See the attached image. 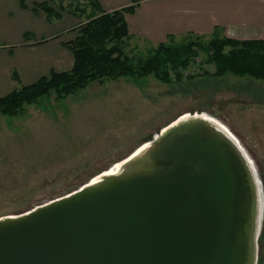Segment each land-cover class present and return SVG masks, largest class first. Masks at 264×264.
Returning <instances> with one entry per match:
<instances>
[{
	"label": "water",
	"instance_id": "obj_1",
	"mask_svg": "<svg viewBox=\"0 0 264 264\" xmlns=\"http://www.w3.org/2000/svg\"><path fill=\"white\" fill-rule=\"evenodd\" d=\"M213 118L184 113L78 189L0 218V264H257L260 180Z\"/></svg>",
	"mask_w": 264,
	"mask_h": 264
},
{
	"label": "rangeland",
	"instance_id": "obj_2",
	"mask_svg": "<svg viewBox=\"0 0 264 264\" xmlns=\"http://www.w3.org/2000/svg\"><path fill=\"white\" fill-rule=\"evenodd\" d=\"M70 2L72 9L83 12L63 14L68 18L60 24L85 20L86 1L64 4ZM194 38L171 42L173 47L192 42L205 46L214 37ZM158 44L129 38L123 41V52L137 65ZM193 50L197 56L185 68H168L169 82L153 75L91 82L65 99L57 100L51 92L15 116L0 114V218L22 214L78 189L179 115L204 113L219 120L239 141L260 180L257 264H264V80L231 73L212 76L214 66L206 62L204 50L198 45Z\"/></svg>",
	"mask_w": 264,
	"mask_h": 264
},
{
	"label": "crops",
	"instance_id": "obj_3",
	"mask_svg": "<svg viewBox=\"0 0 264 264\" xmlns=\"http://www.w3.org/2000/svg\"><path fill=\"white\" fill-rule=\"evenodd\" d=\"M43 1L25 0L23 8L20 0H0V97L73 66L63 43L75 38L78 22L60 24L69 15L47 22L42 12L32 10ZM97 1L111 12L135 0ZM125 23L130 39L146 44L183 36L264 40V0H138Z\"/></svg>",
	"mask_w": 264,
	"mask_h": 264
},
{
	"label": "trees",
	"instance_id": "obj_4",
	"mask_svg": "<svg viewBox=\"0 0 264 264\" xmlns=\"http://www.w3.org/2000/svg\"><path fill=\"white\" fill-rule=\"evenodd\" d=\"M85 1L89 8L85 20L75 27V38L63 43L73 55L72 68L64 72L51 71L36 82L23 85L0 97L1 115L15 116L25 105L39 103L42 97L51 92L57 100L65 99L91 82L102 83L104 80L122 77L137 79L148 75L169 82L168 68L173 71L179 67L185 68L189 60L197 56V52L193 50L194 45L204 50V54L208 56L206 62L214 66L212 76L231 73L239 77L264 80V40L214 37L205 46L192 42L173 47V38L170 37L169 42L159 43L147 59L133 65L123 52V41L130 38L125 14L134 12L138 0L111 12L104 11L97 0ZM64 2L65 0H45L33 4L32 10L42 12L49 23L61 19L63 14L76 16L83 12L78 7L72 9L71 2ZM20 5L23 8L26 6L24 0H20ZM78 16L81 20V16ZM27 37L25 34L24 39ZM202 38L195 36L194 39L197 40L192 41H201ZM13 77L16 79L15 75Z\"/></svg>",
	"mask_w": 264,
	"mask_h": 264
},
{
	"label": "bare ground",
	"instance_id": "obj_5",
	"mask_svg": "<svg viewBox=\"0 0 264 264\" xmlns=\"http://www.w3.org/2000/svg\"><path fill=\"white\" fill-rule=\"evenodd\" d=\"M209 117H211V116H209ZM211 118H213V117H211ZM213 120H214V122L215 123H217L224 131H226V133H228L233 139H235V141L238 143V145H239V147L241 148V149H243V147L241 146V144L239 143V141L232 135V133L227 129V127L226 126H224L219 120H217L216 118H213ZM244 150V149H243ZM245 152V151H244ZM250 159V158H249ZM251 160V159H250ZM252 163V162H251ZM119 164H116L115 165V167L114 168H112L111 170H110V172L109 173H114V172H117L118 170H119ZM98 179V177H95V179L94 180H92V181H95V180H97Z\"/></svg>",
	"mask_w": 264,
	"mask_h": 264
}]
</instances>
